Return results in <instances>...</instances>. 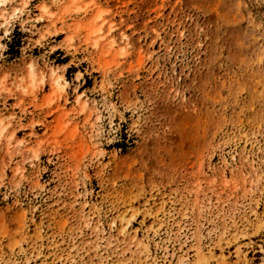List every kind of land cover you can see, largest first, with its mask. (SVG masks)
Returning a JSON list of instances; mask_svg holds the SVG:
<instances>
[{
	"label": "rangeland",
	"instance_id": "374dc122",
	"mask_svg": "<svg viewBox=\"0 0 264 264\" xmlns=\"http://www.w3.org/2000/svg\"><path fill=\"white\" fill-rule=\"evenodd\" d=\"M0 264H264V0L0 4Z\"/></svg>",
	"mask_w": 264,
	"mask_h": 264
},
{
	"label": "clouds",
	"instance_id": "9594fccd",
	"mask_svg": "<svg viewBox=\"0 0 264 264\" xmlns=\"http://www.w3.org/2000/svg\"><path fill=\"white\" fill-rule=\"evenodd\" d=\"M7 0H0V4L6 3Z\"/></svg>",
	"mask_w": 264,
	"mask_h": 264
}]
</instances>
